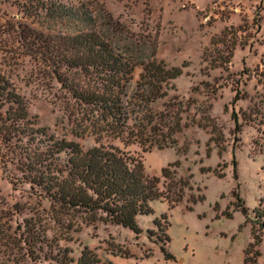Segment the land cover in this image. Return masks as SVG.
<instances>
[{"label": "rangeland", "instance_id": "374dc122", "mask_svg": "<svg viewBox=\"0 0 264 264\" xmlns=\"http://www.w3.org/2000/svg\"><path fill=\"white\" fill-rule=\"evenodd\" d=\"M57 1L86 4L101 29L128 47L138 63L141 55L152 54L183 69L168 94L148 106L137 96L142 72L137 67L124 96L130 120L121 131L66 88L75 81L95 89L97 81L65 69L59 76L39 52L34 35L48 39L70 26L27 17L28 0H0V76L27 98L32 115L51 134L86 147L112 143L143 156L147 172L160 179L163 196L153 206L157 216L168 218V248L176 261L166 260L146 233L153 217L142 218L144 233L136 235L121 225L66 215L23 182L15 156L3 148L0 263L54 264L50 254L58 248L71 247L78 256L88 245L115 264H244V249L256 241L250 257L257 251V264H264V232L257 230V241L252 223L236 206L240 195L253 216L264 201V0ZM260 3L257 32L253 19ZM231 26L237 30H228V39L236 46L226 62L227 49L218 42Z\"/></svg>", "mask_w": 264, "mask_h": 264}, {"label": "trees", "instance_id": "16d2710c", "mask_svg": "<svg viewBox=\"0 0 264 264\" xmlns=\"http://www.w3.org/2000/svg\"><path fill=\"white\" fill-rule=\"evenodd\" d=\"M25 8L23 11L27 17L44 16L70 26V30L48 39L34 35L41 42L39 52L45 55L46 61L59 76L60 69H65L66 72L82 74L97 81L95 89L83 87L75 81H67L66 88L78 102L87 104L100 119L116 124L121 131L130 120L131 107L124 96H128L126 89L137 67L142 69L137 96L141 104L144 102L148 106L165 97L173 86H170L171 81L183 74L182 68L169 67L163 60L152 59V54L141 55L138 63L128 47L101 29L98 16L86 4L28 0ZM260 11L261 3L253 19L257 32L262 27ZM233 28L226 27L218 42L227 49L226 62L232 61L236 46L228 39V30ZM214 40L213 37L212 44ZM98 142V145L86 147L78 141L51 134L32 115L27 98L0 76V150L10 149L23 182L62 213L81 214L90 223L121 225L140 235L144 233L140 224L142 218L153 217L146 233L160 245L166 260L176 261L168 248V218L165 213L157 216L153 206L163 196L159 189V177L147 172L142 155L112 143ZM128 144L125 142L126 146ZM175 165L169 164V167ZM169 172L168 167L162 168L163 177L168 178ZM237 198L240 201L237 209L242 210L247 221L252 223L253 237L261 241L256 232H264V201L261 200L252 210V216L240 195ZM174 202H171V208ZM225 214L232 217L230 212ZM255 245L256 241L251 242L244 249V264H257L260 253L256 251L250 257ZM73 251L71 247H60L56 255L50 254V260L54 264H115L88 245L83 246L78 256L72 255Z\"/></svg>", "mask_w": 264, "mask_h": 264}]
</instances>
